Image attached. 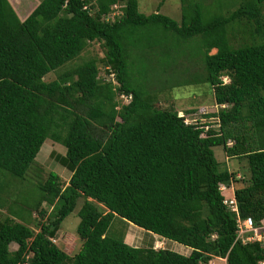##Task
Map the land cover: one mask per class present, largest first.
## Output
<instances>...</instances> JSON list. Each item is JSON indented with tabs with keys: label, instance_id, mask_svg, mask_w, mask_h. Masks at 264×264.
<instances>
[{
	"label": "trees",
	"instance_id": "1",
	"mask_svg": "<svg viewBox=\"0 0 264 264\" xmlns=\"http://www.w3.org/2000/svg\"><path fill=\"white\" fill-rule=\"evenodd\" d=\"M192 1L181 0L178 23L158 11L140 13L138 0H42L24 20L0 0V264L264 262L260 243L237 239L238 217L264 222L263 0H229L226 15L208 20ZM120 2L121 10L111 8ZM154 33L166 37L157 49L173 62L181 54L174 45L202 41V73L195 70L184 85L211 87L218 109L203 115L213 122L186 123L188 112L146 99L150 90L138 81L145 74L131 66L136 47ZM94 42L104 47L103 58L44 80ZM47 139L65 148L52 158L70 172L68 182L53 172L41 179L36 156ZM214 147L244 159L246 176L221 165ZM31 189L34 202L19 198ZM14 193L17 210L4 199ZM80 198L81 246L69 255L54 240ZM33 212L38 232L15 221ZM115 218L189 253L157 250L152 238L130 245L125 227L111 231Z\"/></svg>",
	"mask_w": 264,
	"mask_h": 264
},
{
	"label": "rangeland",
	"instance_id": "2",
	"mask_svg": "<svg viewBox=\"0 0 264 264\" xmlns=\"http://www.w3.org/2000/svg\"><path fill=\"white\" fill-rule=\"evenodd\" d=\"M12 8L15 10L16 14L21 20H24L39 4L42 0H8ZM183 2V0H182ZM181 0H138V9L139 12L144 15H150L152 13H157V11L165 15L178 23L182 21V6L186 2H191V0H186L185 3H182ZM192 2L201 3L202 9L206 16V20L210 19L211 16L221 15L224 16L227 14V10L230 6L229 0H193ZM92 4H95V1H92ZM187 5V4H186ZM113 10L115 6L111 7ZM120 10L123 8V3L116 5V9ZM262 13L264 14V0L261 3ZM115 9V10H116ZM120 15L119 12H115L112 17ZM164 35L154 33L149 34L148 38H145L142 43L135 49V53L138 52L139 55L135 60V64L131 66L132 70L137 73L144 72L145 78H141L138 81L142 84L143 90H150V94L147 96L148 101H152L158 108L169 109L176 108L177 111L188 112L189 116H186V121L190 122H201L205 124L206 121L213 122V119H206L203 114H209L215 112L218 109V106L215 105L212 89L208 84H192L184 85L188 79H193V76L196 75L195 70L198 73H202L203 65L198 57H201L202 53V41L199 38H191L187 41H182L180 44H176L173 48H176L179 55V58L176 62L169 61L168 59L171 56V53H160L157 47L161 46L166 42L167 39ZM137 42V41H136ZM135 42V43H136ZM134 44V43H133ZM159 44V45H158ZM180 47V48H179ZM168 45L165 44L162 47L163 51H167ZM143 50V51H142ZM105 53L104 47L98 43L94 42L88 45L85 51L80 55L75 61L65 65L64 67L58 69L57 71L51 72L47 75L44 80L46 82L53 81L57 78L59 74L70 69L71 67L78 65L84 61H87L92 58H103ZM216 50L210 52L211 55L215 54ZM182 57V58H181ZM101 69L103 66L99 65ZM101 72V71H100ZM102 77L104 76V71L100 73ZM139 75V74H138ZM140 76V75H139ZM225 82L228 81L227 77H223ZM138 81H135V83ZM182 86H177V85ZM122 105L127 104L128 102L124 99L121 100ZM119 110V108H118ZM191 114V115H190ZM116 120L120 121L119 118ZM216 159L224 167L230 171L236 172L240 177L246 176L247 174V164L244 159H228L224 154L221 147L213 148ZM52 154H65V148L60 146L57 143H54L50 139H47L39 153L36 156V161L40 165L44 172L41 179H45L49 172H53L59 175L63 182H68L70 178V172L65 168L60 166L52 158ZM35 182L36 180H32ZM32 185V184H31ZM35 188V187H34ZM34 189L23 191L22 197H19L22 200H27L30 203L34 202ZM11 197H4L6 199V205H13L14 210H17L20 207V203L17 200V194H9ZM29 199V200H28ZM32 199V202H31ZM83 199L80 198L77 201L76 207L69 216H67L61 223L59 235L54 240L65 253L73 255L77 252L78 247L81 246L79 238L77 236L76 230L80 222L78 217V211L80 210ZM17 203V204H16ZM16 204V205H15ZM4 217L8 215L7 206L2 213ZM22 218H15V221L22 222L30 226L35 232L39 231L38 226H36V221L39 220L38 213L33 212L30 216L27 214H22ZM111 231H121L125 227V239L126 243L133 246H144V243L148 242L152 237L154 242L153 246L155 249H169L179 254L185 255L188 253L189 248H186L176 242L165 241L160 239L158 236L151 233H147L143 229L132 225L124 224L121 219L115 218L111 223ZM149 234V235H145ZM11 249H16V245H12ZM212 264H224L222 260L214 259Z\"/></svg>",
	"mask_w": 264,
	"mask_h": 264
},
{
	"label": "built area",
	"instance_id": "3",
	"mask_svg": "<svg viewBox=\"0 0 264 264\" xmlns=\"http://www.w3.org/2000/svg\"><path fill=\"white\" fill-rule=\"evenodd\" d=\"M115 9H116V6H115ZM186 123L188 122L186 121ZM225 203H227V200L225 201ZM228 204L232 208V212H235V213L238 212L234 199L231 198ZM237 228H238L237 239L240 240L243 244L250 243V242H258L260 243V245L264 247V222L255 224L253 220L250 218L241 220L238 217L237 218ZM221 260L224 262V264H226L225 259H221ZM261 264H264V262H262Z\"/></svg>",
	"mask_w": 264,
	"mask_h": 264
},
{
	"label": "clouds",
	"instance_id": "4",
	"mask_svg": "<svg viewBox=\"0 0 264 264\" xmlns=\"http://www.w3.org/2000/svg\"><path fill=\"white\" fill-rule=\"evenodd\" d=\"M229 143H230V144H229ZM229 143H228V145H231V142H229ZM218 259H219V258H218ZM219 260H221V259H219ZM225 262H226V260H225Z\"/></svg>",
	"mask_w": 264,
	"mask_h": 264
},
{
	"label": "crops",
	"instance_id": "5",
	"mask_svg": "<svg viewBox=\"0 0 264 264\" xmlns=\"http://www.w3.org/2000/svg\"><path fill=\"white\" fill-rule=\"evenodd\" d=\"M152 238V237H151ZM152 240H153V238H152ZM188 253H189V251H188ZM188 253H185V255H187Z\"/></svg>",
	"mask_w": 264,
	"mask_h": 264
}]
</instances>
